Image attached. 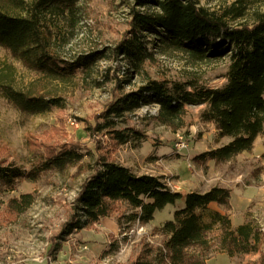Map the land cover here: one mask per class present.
Masks as SVG:
<instances>
[{
    "label": "rangeland",
    "instance_id": "1",
    "mask_svg": "<svg viewBox=\"0 0 264 264\" xmlns=\"http://www.w3.org/2000/svg\"><path fill=\"white\" fill-rule=\"evenodd\" d=\"M196 1L210 10L244 4L247 14L233 23L248 21L252 10L264 11V0ZM133 2L79 0L72 14L49 16L52 47L61 57L72 60L92 51L102 54L64 80L27 69L0 46V70L13 66L12 84L16 89L59 99V105L46 112L24 114L0 93V167L23 171L13 187L0 186V264H161L158 260L165 236L157 228L172 219L174 209L183 205L182 200L156 210L146 224L115 213L60 237L74 212L75 197L83 180L100 159L127 166L137 174L153 173L183 193L188 189L189 178L213 185L207 178L218 169L226 177L236 174L239 183L247 185L244 188L251 198L247 216L263 231L261 248L232 257H217L221 252L213 251L209 258H214L208 264H264V198H257L256 187V175L264 170V153L253 152L221 162L195 158L229 141L218 135L213 124L201 121L199 115L205 104L186 105L175 125L158 120L154 103L126 112L115 119L114 128L133 127L142 136L131 137L124 144H116L107 134L110 128L95 129L115 99L138 90L148 76L196 79L211 88L226 81L227 55L195 61L184 52L165 48L152 34H147L146 45L153 57L143 64L142 73L133 72L113 52L129 29L128 7ZM0 4L9 12L22 10L8 0H0ZM176 133L183 135L187 147H173ZM260 138L264 144V132ZM70 142L80 146L84 153L81 160L62 170L40 171L35 179L27 177L30 170H37L47 145ZM220 233V228L214 226L207 238L216 242Z\"/></svg>",
    "mask_w": 264,
    "mask_h": 264
},
{
    "label": "trees",
    "instance_id": "2",
    "mask_svg": "<svg viewBox=\"0 0 264 264\" xmlns=\"http://www.w3.org/2000/svg\"><path fill=\"white\" fill-rule=\"evenodd\" d=\"M8 1L22 10L9 12L0 4V46L27 69L50 79L64 80L101 57L100 51H92L65 59L52 47L49 16L72 14L79 0ZM128 8L129 29L113 52L133 72L142 73L143 64L152 59L153 52L146 45L147 34H152L165 48L184 52L195 61L227 55L226 81L211 88L196 79L179 81L148 76L138 90L117 97L95 129L110 128L107 134L116 144H124L131 137L142 136L133 127L114 128L115 119L126 112L154 103L158 120L175 125L186 105L205 104L199 115L201 121L213 124L218 135L228 137L229 141L195 158L221 162L250 151L255 138L264 132V11L252 10L248 21L233 23L247 14L244 4L210 10L196 0H134ZM13 69L8 65L5 71L0 70V93L20 112L39 114L59 105L57 97L16 89L12 84ZM79 147L74 142L47 145L37 170H30L27 177L35 179L40 171L62 170L81 160L84 153ZM22 174L18 167H0V186L13 187ZM177 200H182L183 205L174 209L172 219L157 228L165 236L158 260L161 264H206L213 251L232 257L260 250L263 231L258 225L246 221L231 226L227 213L231 209L229 188L212 186L206 191L182 194L169 188L160 176L137 174L105 159L96 161V167L83 180L75 197L74 212L60 237L115 213L146 224L156 210ZM210 203H216L224 212L209 208ZM214 226L221 230L216 242L207 238Z\"/></svg>",
    "mask_w": 264,
    "mask_h": 264
},
{
    "label": "crops",
    "instance_id": "3",
    "mask_svg": "<svg viewBox=\"0 0 264 264\" xmlns=\"http://www.w3.org/2000/svg\"><path fill=\"white\" fill-rule=\"evenodd\" d=\"M228 140H229V138H228ZM217 147H219V146H217ZM217 147H212L211 149H208V150H212V149H215ZM253 152H263L264 153V144L262 143L260 135H258L255 138L254 143H253V147L250 151H243V152L237 154L236 156L247 157ZM218 170H216L214 173H211L210 177L207 178L208 181L213 183V185H208L206 183L204 184V182H200V181L198 182V180H196L194 178L193 179L189 178L188 179V189L186 190V192H189V191H206L207 189H209L212 186H223V187L229 188L230 189L231 209L227 213H228L230 221H231V226L236 227L237 225L242 224L243 222L251 221L248 218L249 216H247V207L249 206V204L251 202V198L249 197V194H247L248 191L246 190V188H244L247 185L246 184H240L236 178V176H237L236 174L232 175L230 177L229 176L226 177L223 175V173L222 174L220 173V170L219 171ZM149 174L155 175L153 173H149ZM256 178H257L256 179V185H257L256 187L259 188V195H257V198L262 199V198H264V170L261 171V173H258L256 175ZM196 185L198 187H196ZM235 189H237V192L235 191ZM186 192H184V193L182 192V194H185ZM209 208L216 209L220 212H224V210L221 209L220 207H218L216 203H210ZM255 209L256 208H254V210ZM234 217H235V219H234ZM218 256L220 257V256H227V255L225 253H218L217 257ZM212 258H214V257L207 259L206 264H208Z\"/></svg>",
    "mask_w": 264,
    "mask_h": 264
},
{
    "label": "built area",
    "instance_id": "4",
    "mask_svg": "<svg viewBox=\"0 0 264 264\" xmlns=\"http://www.w3.org/2000/svg\"><path fill=\"white\" fill-rule=\"evenodd\" d=\"M173 147L176 149V150H180V149H183L185 147H187V143L185 142L184 138H183V135L182 134H179V133H176L175 134V142L173 144ZM166 185L171 188L167 182H165ZM172 190H174L173 188H171Z\"/></svg>",
    "mask_w": 264,
    "mask_h": 264
}]
</instances>
